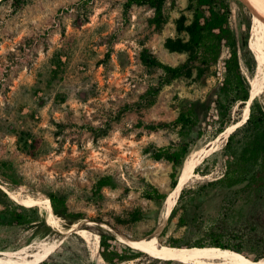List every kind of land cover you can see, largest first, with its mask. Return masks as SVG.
<instances>
[{
	"label": "rangeland",
	"instance_id": "1",
	"mask_svg": "<svg viewBox=\"0 0 264 264\" xmlns=\"http://www.w3.org/2000/svg\"><path fill=\"white\" fill-rule=\"evenodd\" d=\"M191 6L190 0H165L157 16L146 2L134 0H24L17 7L0 1V160L9 166L0 171L5 174L0 188L13 201L9 193L44 199L55 192L70 214H54L51 225L48 212L30 201L23 204H34L29 209L40 219L10 224L0 196V250L59 238L73 223L96 233L99 241L101 233L111 234L100 223L131 238L150 235L165 205L146 198V183L166 197L172 190V161L165 154L154 159L153 152L180 140L187 153L179 172L194 151L213 146L203 159L216 155L197 166L159 238L172 245L207 244L202 232L219 218L223 193L206 184L225 169L226 138L184 135L173 122L188 101L204 99L219 75L213 66H193L165 84L164 71L191 53ZM244 7L235 3L230 18L238 35L248 17ZM248 48L252 61L248 68L241 60V69L249 81L257 79L264 58L256 30L249 29ZM256 98L264 110V89ZM245 106L235 105V122ZM103 176H110L111 184L96 190ZM247 209L238 199L230 212L236 216ZM56 249L58 264H161L143 252L108 262L99 244L93 255L75 231Z\"/></svg>",
	"mask_w": 264,
	"mask_h": 264
},
{
	"label": "trees",
	"instance_id": "2",
	"mask_svg": "<svg viewBox=\"0 0 264 264\" xmlns=\"http://www.w3.org/2000/svg\"><path fill=\"white\" fill-rule=\"evenodd\" d=\"M6 1V0H0ZM24 0H11L17 7ZM137 3L146 2L154 8L157 16L161 14L165 0H134ZM193 11V19L188 27L189 45L191 53L186 61L177 67L164 66L168 75L165 84L171 79L190 70L191 67L213 66L219 75L218 80L206 93L204 99L188 101L178 117L173 122L180 126L184 135L196 132L198 135L209 133L215 138L222 133L233 119L235 105L245 104L250 97V84L242 73L241 60L246 65L252 61L250 50L247 46L249 29L254 32L251 22L252 16L247 8L239 0H190ZM244 7L248 17H244V31L238 35L230 25V18L234 4ZM252 25L250 28L249 26ZM252 38V35H250ZM253 41V38H252ZM183 138V137H182ZM26 143V142H25ZM154 159L166 155L172 161L169 173L170 186L173 189L178 181V166L187 153V143L180 140L169 147L158 148L154 152ZM213 152L200 163L215 156ZM222 157L225 169L222 175L206 185L215 187L223 193L221 213L219 218L204 230L203 237L207 244L218 248H229L240 252L245 256L257 260L264 257V110L259 101L254 97L249 106V115L244 123L236 127L228 136L222 148ZM215 158L213 157V161ZM8 163L0 160V171L7 169ZM197 169V168H196ZM198 171V169H197ZM207 174L205 170L200 171ZM0 175H5L0 172ZM111 184L110 176L99 178L96 190ZM184 188L181 189L183 193ZM47 200L54 214L66 217L67 208L63 200L55 192H47ZM0 196L5 202L4 213L8 223L22 224L39 220L37 211L29 209L34 204L24 205L15 203L7 193L0 188ZM145 196L155 203H162L166 194L160 192L152 184L146 183ZM241 199L248 205L244 214L232 215L230 212L237 200ZM175 212L173 208L169 217ZM46 229H50L43 219ZM184 219L180 217V224ZM47 231V230H46ZM178 245V244H173ZM189 246V245H181ZM191 246V245H190ZM58 250V249H56ZM101 256L108 262L125 259L124 255L132 256L141 251L119 242L109 233H101L99 241ZM144 253V252H143ZM38 264H58L53 255H49Z\"/></svg>",
	"mask_w": 264,
	"mask_h": 264
},
{
	"label": "bare ground",
	"instance_id": "3",
	"mask_svg": "<svg viewBox=\"0 0 264 264\" xmlns=\"http://www.w3.org/2000/svg\"><path fill=\"white\" fill-rule=\"evenodd\" d=\"M239 1L242 2L250 12L254 21L258 39L260 40V43L264 48V0ZM257 72V79L249 80L250 97L246 102L242 119L228 126L222 133L218 135V137L214 141H216L220 137L227 138V136L236 127L244 123L247 119L249 115V106L252 99L264 89V58L262 61H260ZM210 149L213 150L215 148L213 146L211 148H201L196 152L194 151L185 159L180 169L177 184L169 192L164 201L165 211L163 213V217L150 235L136 239L128 237L112 228H106L102 223H100V225L108 230L119 242L124 243L141 252H144L155 259L161 260V264H264V258L253 260L245 256L244 254L236 252L229 248H218L212 245H172L162 242L159 238L161 230L173 206L176 204L175 202L181 189L189 181L190 178L196 175L195 169L201 163L206 154H208L207 152H209ZM9 195L11 196V198L20 203H28L30 201L36 202L37 205H40L48 212V219L50 224L54 225L56 223L57 217L51 211L47 198L41 199L38 197H31L29 195L17 197V192L16 196L11 193H9ZM88 224H92V222H88ZM73 231L79 234L90 244L91 252L93 255L97 254L99 236L96 233H91L87 229L81 228L78 223H73L63 230L59 231L62 233L59 238L45 237L30 244H25L24 246L17 249L14 248V250H0V264L41 263L47 256L51 255L55 251V249L62 241L63 237L67 233H71Z\"/></svg>",
	"mask_w": 264,
	"mask_h": 264
},
{
	"label": "water",
	"instance_id": "4",
	"mask_svg": "<svg viewBox=\"0 0 264 264\" xmlns=\"http://www.w3.org/2000/svg\"><path fill=\"white\" fill-rule=\"evenodd\" d=\"M242 3V2H241ZM243 4V3H242ZM247 46H248V39H247ZM226 140H227V138H226Z\"/></svg>",
	"mask_w": 264,
	"mask_h": 264
}]
</instances>
